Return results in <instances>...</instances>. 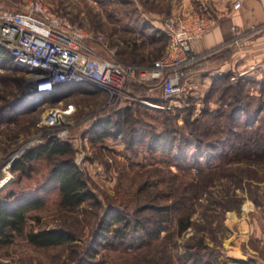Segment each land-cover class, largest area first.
<instances>
[{
	"label": "rangeland",
	"instance_id": "rangeland-1",
	"mask_svg": "<svg viewBox=\"0 0 264 264\" xmlns=\"http://www.w3.org/2000/svg\"><path fill=\"white\" fill-rule=\"evenodd\" d=\"M28 1L0 0V6L17 9ZM42 1L86 29L85 43L96 56L144 69L166 52V16L207 14L215 18L214 26L223 0ZM260 31L264 21L252 23L242 33ZM228 43L195 49L198 60L185 70L179 95L168 97L161 89L150 91L145 85L131 84L129 98L113 106L106 104L103 92L90 86L70 91L65 99L33 100L27 72L0 63V196L11 190L16 194L31 191L47 180L58 156H37L21 170L12 165L28 148L56 132L57 127L44 122L51 106L63 109L69 102L74 110L65 117L70 125L64 140H70L73 160L95 195L67 210L60 204L57 189L44 190V203L26 211L23 231L13 232L11 241L0 244V262L238 264L224 250L229 247L228 221L237 230V220L246 217L248 228L264 233V59H241V67L248 69L241 75L232 68L209 76V61L229 57ZM236 106L242 108L240 113L231 112ZM109 118L114 121L113 130L98 136L94 127ZM132 121L155 135H165L166 128L168 135L196 131L204 142L219 139L220 146L210 147L208 158L199 157L201 168L192 159L188 165L181 160L185 152L179 150V135L156 138V142L146 131L139 138L128 129ZM114 213L127 220L138 218L147 228L159 231L130 246L131 239H115L111 229L105 235L100 226L104 217ZM117 225L121 224L114 221L112 229ZM43 227L63 228L73 238L47 247L31 244L26 231ZM246 239L247 244L242 240L244 250L254 244L251 237Z\"/></svg>",
	"mask_w": 264,
	"mask_h": 264
},
{
	"label": "built area",
	"instance_id": "built-area-1",
	"mask_svg": "<svg viewBox=\"0 0 264 264\" xmlns=\"http://www.w3.org/2000/svg\"><path fill=\"white\" fill-rule=\"evenodd\" d=\"M239 5L236 0L233 7ZM214 21L211 15L200 13L166 16L163 20L169 36L166 52L153 66L142 69L96 56L85 43L88 36L85 28L42 0H30L17 9L0 6V44L7 48L12 61L25 67L34 92L48 93L57 84L83 82L103 92L106 104L113 106L129 98L131 84L145 85L150 91L161 89L168 97L179 95L185 70L198 60L192 40L204 34ZM73 110L69 102L63 109L51 106L46 112L44 122L57 127L54 136L68 137L70 123L65 122V117ZM60 123L65 124L58 126Z\"/></svg>",
	"mask_w": 264,
	"mask_h": 264
},
{
	"label": "trees",
	"instance_id": "trees-1",
	"mask_svg": "<svg viewBox=\"0 0 264 264\" xmlns=\"http://www.w3.org/2000/svg\"><path fill=\"white\" fill-rule=\"evenodd\" d=\"M0 63H2L3 66L6 65L5 68H10L15 71H25L24 66L20 64L18 65L14 61H12L9 51L5 46L1 44ZM86 85L87 84L83 82H66L65 84L55 85L53 89L48 93L35 91L34 93L29 95L33 100H38V98H51V96H56L57 99H65L69 95L70 91L74 89L78 90L80 87L87 88L88 85ZM128 109L129 108L126 107L122 111L124 112ZM233 110L231 112L235 113L238 111L237 113H240V110H242V108L236 106V108H234ZM128 116V114H125V118ZM109 119L102 121L100 120V123H98L94 127V131H96V133L98 132V136H103L107 133L108 130H113L114 121ZM131 123V126L128 128L129 131L132 132L131 134L134 133V135L138 136L139 138L141 137L140 135H144L143 132L145 133L147 131L140 130L141 127L136 126V121H132ZM118 124L119 123H117V125ZM99 131L102 133H100ZM161 132H164V130H162ZM168 132H170V130L166 128L165 135L160 132L157 133V135H155V133L150 134L149 131H147V134L149 136V139H151L150 137H152V139H154L156 142V138L169 139L170 136L179 135V150L181 149L183 153L185 152L181 157V160L183 161V163L190 165L187 162L192 159L193 164H196L199 168H201V166H199V157L205 154V158H208L209 155L207 156V151L210 150V147H216L217 145L220 146L219 144H217L220 143L219 139L216 140L218 141L217 143L209 141L204 142V140L200 137L199 134L196 133V131H193L194 133H191L190 135H186L182 131H179L178 134L174 133L173 135H168ZM155 141L152 143L153 146H157V143ZM168 149H173V146H170ZM175 150L178 151V148ZM71 152L72 146L70 140L59 139L54 135H48L44 142L37 144L34 147L28 148L20 158L16 159L15 162H13L12 168L21 170L25 162L30 161L37 156H58L52 162V165L48 172L47 180L43 182L44 184L39 183L37 187L31 191L16 194L11 190L7 192L5 196H0V244H7V242L11 241L13 232L20 233L23 231L27 220L25 215L26 211L38 208L44 203L42 193L46 189H57L59 192L60 204L67 210H73L86 200L94 198L95 195L89 185H87L86 179L82 175V171L74 162ZM174 154L176 153L174 152ZM114 221L121 225H117L112 229L111 225ZM100 224L101 227L104 226L105 228V235L108 234L107 230L111 229L112 235L115 237V239H131L132 243L130 242V246H133L136 240L140 241V243L142 244L144 242L143 239L144 237H146V235H150L153 231H155V233H158L159 231L158 228H147L145 223H143L142 220H139L138 218L127 220L120 213L110 214L107 218L104 217ZM127 231H129V233H127ZM26 238L31 244L35 246L47 247L70 242L73 238V235L71 234V232H68L60 227H43L38 228L37 230L30 229L26 231ZM0 264L6 263L0 262Z\"/></svg>",
	"mask_w": 264,
	"mask_h": 264
},
{
	"label": "crops",
	"instance_id": "crops-1",
	"mask_svg": "<svg viewBox=\"0 0 264 264\" xmlns=\"http://www.w3.org/2000/svg\"><path fill=\"white\" fill-rule=\"evenodd\" d=\"M235 1H220L214 26L199 40H193V47L196 50H204L222 41L229 42L225 46L231 49L229 57L209 61V76L215 73L222 74L232 68V71L238 69L240 72H248V69L241 67L242 64L239 63L241 59L250 61L264 59V31L242 33L249 29L252 23L264 21V0H239L240 5L234 8ZM245 218L237 220V230L232 228L236 224L232 220L228 221L231 229L228 232L229 247L224 249L226 257L238 264H264V233L260 229L248 228ZM244 223L248 229L244 228ZM249 237L254 244H248L247 250H244L242 240L247 244L246 238Z\"/></svg>",
	"mask_w": 264,
	"mask_h": 264
},
{
	"label": "bare ground",
	"instance_id": "bare-ground-1",
	"mask_svg": "<svg viewBox=\"0 0 264 264\" xmlns=\"http://www.w3.org/2000/svg\"><path fill=\"white\" fill-rule=\"evenodd\" d=\"M4 183V182H3Z\"/></svg>",
	"mask_w": 264,
	"mask_h": 264
}]
</instances>
